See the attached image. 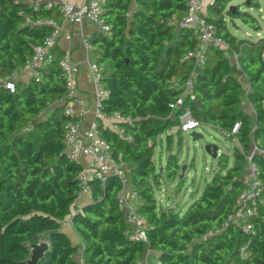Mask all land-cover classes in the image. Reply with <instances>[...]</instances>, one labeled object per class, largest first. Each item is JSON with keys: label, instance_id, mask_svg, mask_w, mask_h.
I'll list each match as a JSON object with an SVG mask.
<instances>
[{"label": "trees", "instance_id": "1", "mask_svg": "<svg viewBox=\"0 0 264 264\" xmlns=\"http://www.w3.org/2000/svg\"><path fill=\"white\" fill-rule=\"evenodd\" d=\"M187 1L135 0L132 8V0H106L103 18L109 29L89 37L107 91L100 111H119L131 118L123 124L124 134L97 121L138 192V212L147 221L145 242L125 233L128 223L117 204L116 176L89 180L90 201L72 210L80 194L82 165L69 158L64 144L69 117L60 101L66 78L56 56L40 69L41 79L19 80L14 92L1 81L24 65L34 47L52 33L47 20L61 23L59 0H0V264H25L30 245L41 234H47L49 248L39 264H141L147 248L157 253L156 264H264V206L251 216L250 231L238 223L223 226L243 187V162L254 143L264 147V39L239 37L229 25L239 18L255 32L262 30L260 17L250 11L260 10V0H245V8L227 7V0L208 5L207 18L229 48L208 50L205 64L194 75L196 99L173 108L183 94L179 85L193 70V63L184 59L196 44L193 31L173 21L184 17ZM56 50L55 45V55ZM232 53L237 56L233 64L227 57ZM234 72L245 75L249 90ZM244 99L252 104V117L241 108ZM187 105L198 121L238 139L243 151L235 149L232 165L225 155L219 156L221 170L206 181L201 193L193 190L185 210L160 208L153 186L159 179L154 148L163 132L178 127ZM237 121L238 132L232 133ZM253 158L264 183V158ZM178 169L170 154L171 180ZM69 214L78 243L62 230ZM79 253L81 260L76 258Z\"/></svg>", "mask_w": 264, "mask_h": 264}, {"label": "built area", "instance_id": "2", "mask_svg": "<svg viewBox=\"0 0 264 264\" xmlns=\"http://www.w3.org/2000/svg\"><path fill=\"white\" fill-rule=\"evenodd\" d=\"M135 1V0H133ZM61 2L60 9L64 18L71 22H80L85 17L90 18L98 24L100 30L108 31L109 26L103 18V10L106 0H83L78 5H72L67 0H59ZM262 8H260L261 13ZM208 14L205 11L204 0H188L187 12L180 20L174 18V23L179 27H189L192 29L196 44L192 49H189L184 54V59L193 63V70L188 78L179 86L183 88V94L177 99L176 103L172 104L175 108L178 104H183L187 99L195 100L194 92V75L198 67L206 62L208 50L212 47L228 50V44L216 34V28L213 22L207 18ZM263 18V15L260 14ZM47 24L51 25L52 33L47 35L43 41L34 47L31 57H29L24 65L18 67L9 76L1 79L2 83L11 92L15 91L16 82L19 80L27 81L31 78L35 80L41 79L40 69L43 68L49 61L55 58L53 48L57 44L58 39L64 35L70 38L69 32L63 31L60 24L53 20H47ZM256 37L251 33H247L250 38H263L262 30L255 32ZM83 44L87 49H93L92 43L85 39ZM234 61L237 56L231 54ZM58 64L66 78L65 97L60 102H65L64 113L69 117L65 126L64 144L68 156L71 160L77 161L82 165L78 173L80 181V195L90 194L89 180L99 178L105 180L107 175L114 174L119 180V189L116 194L117 204L124 212L125 220L128 223V228L125 233L131 240L147 241L146 226L147 221L143 215L138 212V207L141 202L138 198L137 190L131 185L130 178L126 173V164L121 160V155L115 157L110 143L102 136L98 121L108 126L112 130L124 134V123L130 122L129 116L115 111L111 114H105L98 111L99 120L91 125L88 129H82L80 122L75 121L76 117L74 104L79 99L76 95L77 91V75L79 73V65L72 57L70 48L65 49L58 58ZM92 77L97 85L98 97L101 98L107 95V91L101 85V76L103 67L96 60L90 63ZM247 90L250 86L247 82ZM249 105L252 104L249 102ZM100 106V104H99ZM178 127L185 132L195 130L199 125L193 114V109L187 105L179 117ZM241 122L237 121L232 127V133H237ZM130 139V135H125ZM257 154L264 158V147L254 143L253 148L247 155L249 162L248 173L243 176V187L238 193L232 207V211L223 226L226 227L232 223H238L244 231H250L253 228V223L250 218L258 212L259 207L264 206V183L260 177L259 166L254 160V155ZM86 157L87 161L82 162V158ZM132 200L134 202L132 203ZM219 230L214 231L215 233ZM241 258L247 257L246 247H241Z\"/></svg>", "mask_w": 264, "mask_h": 264}, {"label": "rangeland", "instance_id": "3", "mask_svg": "<svg viewBox=\"0 0 264 264\" xmlns=\"http://www.w3.org/2000/svg\"><path fill=\"white\" fill-rule=\"evenodd\" d=\"M213 0H209L208 4H205V11H207L208 5ZM245 0H227V7H240L245 8L243 4ZM260 10L250 9V11L260 17L262 24V32L264 34V0H260ZM234 34L239 37H247V33H251L253 37H256V33L253 29L249 28L241 19L235 18L229 24ZM228 59L233 64V60L230 54L227 55ZM264 59V51H263ZM56 60L58 56L56 55ZM243 88L247 90V79L245 75L234 72ZM241 108L247 112L251 117L254 115L253 107L249 104H245L242 100ZM44 116V115H42ZM196 131L202 134L199 139H193L191 133ZM179 135H181L179 139ZM170 140V146L168 141ZM207 143L216 144L218 146V152L221 155H225L228 159L227 163L232 165L235 160V149L243 151V146L238 139L232 140L227 138L221 133V131L210 123H200L195 130L189 132L181 131L177 126H172L167 131L163 132L157 139V144L154 148V165L155 174L157 175L158 182L154 183L155 194L157 202L160 208H167L169 206L174 207L178 210H185L190 202L193 200L192 192L194 189H198V193H201L207 180L214 175L218 170H221V163L219 162L220 157H212L205 150ZM254 146V145H253ZM252 146V148H253ZM170 154L176 157L179 163V169L174 179H170L167 173V159ZM183 166L185 168L183 169ZM242 176L248 173L249 162L245 160L243 162ZM152 180V178H151ZM79 239V238H76ZM49 242L47 234H41L37 242ZM30 245V255H31ZM30 255L28 258H30ZM151 261H155V257L152 255ZM27 258V259H28ZM76 258L81 260V254H77Z\"/></svg>", "mask_w": 264, "mask_h": 264}, {"label": "crops", "instance_id": "4", "mask_svg": "<svg viewBox=\"0 0 264 264\" xmlns=\"http://www.w3.org/2000/svg\"><path fill=\"white\" fill-rule=\"evenodd\" d=\"M72 5H78L83 0H67ZM133 1V0H132ZM209 0H204V4H208ZM136 6L135 1L132 3V8ZM63 31L69 32L71 37L67 38L62 35L56 44L57 50L56 55L59 57L60 54L67 48H70L72 51L73 59L79 65V73L77 75V91L76 95L78 97V101L74 104V110L77 118H80V125L82 129H88L98 118V111L100 110V98L97 93V85L95 84L92 72L90 69V63L93 60H96L95 50L87 49L83 44L85 39L89 40V37L100 30L97 23L91 20L88 17H85L80 22L71 23L67 21L64 16L60 23ZM3 79V78H1ZM243 102L245 104H249L247 99H244ZM87 161L86 157L82 158V162L85 163ZM90 201V194H82L80 195L74 205L72 206V210H77L83 207L85 203ZM134 200H132V203ZM62 229L69 235L71 240L75 243H78L80 239L78 234L76 233L71 215H67L62 221ZM155 257V261L153 264L157 263V253L154 250L147 248L142 256L139 258V262L141 264H151V257Z\"/></svg>", "mask_w": 264, "mask_h": 264}, {"label": "water", "instance_id": "5", "mask_svg": "<svg viewBox=\"0 0 264 264\" xmlns=\"http://www.w3.org/2000/svg\"><path fill=\"white\" fill-rule=\"evenodd\" d=\"M57 4L61 5V2H58ZM230 8L234 9L233 7ZM65 105H66V101L61 103V106L64 107ZM191 135L194 140L202 137V134L196 131H192ZM218 149L219 148L216 144L207 143L205 145L206 152L209 153L214 158L221 155V153L218 152ZM184 168L185 166H183V169ZM110 175L114 176V174H110ZM48 248H49V242H38L32 244L30 258L25 260V264H39L40 261L44 258Z\"/></svg>", "mask_w": 264, "mask_h": 264}]
</instances>
